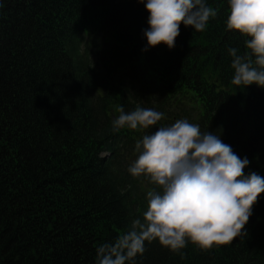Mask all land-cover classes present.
<instances>
[{
  "label": "trees",
  "instance_id": "1",
  "mask_svg": "<svg viewBox=\"0 0 264 264\" xmlns=\"http://www.w3.org/2000/svg\"><path fill=\"white\" fill-rule=\"evenodd\" d=\"M0 264H264V0H0Z\"/></svg>",
  "mask_w": 264,
  "mask_h": 264
},
{
  "label": "water",
  "instance_id": "2",
  "mask_svg": "<svg viewBox=\"0 0 264 264\" xmlns=\"http://www.w3.org/2000/svg\"><path fill=\"white\" fill-rule=\"evenodd\" d=\"M149 138L146 151L153 160L161 157L163 160L187 165V153L185 148L178 142L176 136L168 137L160 126H155L148 131Z\"/></svg>",
  "mask_w": 264,
  "mask_h": 264
},
{
  "label": "rangeland",
  "instance_id": "3",
  "mask_svg": "<svg viewBox=\"0 0 264 264\" xmlns=\"http://www.w3.org/2000/svg\"><path fill=\"white\" fill-rule=\"evenodd\" d=\"M143 166H150L155 173H157L160 170V168H161V167L157 166L155 163H153L151 161L148 162L147 160L144 161V165ZM166 180L167 179H163L164 182ZM166 212H167V210H161L160 217H163Z\"/></svg>",
  "mask_w": 264,
  "mask_h": 264
}]
</instances>
